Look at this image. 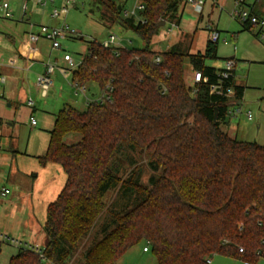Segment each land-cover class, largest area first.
Segmentation results:
<instances>
[{
  "label": "trees",
  "instance_id": "obj_1",
  "mask_svg": "<svg viewBox=\"0 0 264 264\" xmlns=\"http://www.w3.org/2000/svg\"><path fill=\"white\" fill-rule=\"evenodd\" d=\"M138 1L140 20L125 16L114 0H91L106 28L133 31L144 47L115 55L88 41L72 82L101 90L110 84L112 101H93L84 111L65 105L56 115L40 161L60 164L67 180L47 210L48 242L42 255L20 248L9 264H116L141 243L158 264H209L215 255L247 264L264 258V145L227 131L232 101L243 99L245 87L234 74L224 83L234 88V100L211 93L221 79V69L207 63L219 60L211 39L197 53L185 42L153 51L162 23L180 24L185 0ZM259 2L249 10L263 16ZM186 58L209 80L195 95ZM70 134L81 139L67 144Z\"/></svg>",
  "mask_w": 264,
  "mask_h": 264
},
{
  "label": "rangeland",
  "instance_id": "obj_2",
  "mask_svg": "<svg viewBox=\"0 0 264 264\" xmlns=\"http://www.w3.org/2000/svg\"><path fill=\"white\" fill-rule=\"evenodd\" d=\"M48 1L49 3L47 5L40 4L39 0H9V3L11 5L13 4V7L15 5L19 9V12L20 7L23 9V6L27 4V17L31 19L33 23L41 24L42 21H44V17L58 22L57 19L52 17V11L55 8H62L66 0ZM254 2L255 0H245L242 8L249 10L250 5L254 4ZM212 3H214V1L207 0L204 7L205 18L202 22L198 21L191 23V21L183 19L181 25L172 33L170 43L157 44V39L159 37L162 38V33H160L155 37L152 43V49L156 52L165 51L169 44L177 41L182 32H187L189 34H186L183 42L189 47V51L191 53L201 52L204 51L208 40L211 39L208 26L217 30L220 33V39L218 40L219 60L208 61L207 63L216 68H221L225 60L231 58L235 59L237 61L235 70L237 83L245 87L243 101L240 106L243 113L240 114L238 118L233 119V124L236 128L232 129L233 131H231L230 136L241 141L257 142L260 145H264V42L260 41L256 30H243L241 22L233 16L237 8L235 0H222L220 1V5H215V7ZM137 5L138 0H126L125 7L128 11L132 12L134 8L136 9ZM91 10H95V13L90 14ZM257 11L264 16V2H259L257 4ZM64 17L65 19L63 22L77 30L79 34L73 38L63 40L62 49L60 50H53L51 44L47 40H43L44 42L42 41L41 44L44 45V51L51 53L50 58H48L50 59L48 62L49 64L58 62V66L62 67L60 61H62L65 53L72 55L75 61L81 60L88 53L89 40L96 39L103 42L108 39L110 32L115 33L126 48L140 49L144 47L143 40L133 31L122 30L118 26L112 27V30L109 31L99 20V12L96 11V7L92 5L90 0H76L75 3L69 6V11L66 15H63V18ZM135 18L136 20H140V11L137 10ZM59 22H61L60 24L63 23L60 20ZM81 37L84 39L81 40ZM65 67H67V65ZM185 73L186 81L190 84L193 78V71L191 70L187 58L185 59ZM53 76L57 91L54 95L49 96L51 97V102H55V98L58 99L57 97L63 89L64 95L70 92L73 93L69 81L65 80L66 77L68 80L71 79L72 69L67 70L66 74L62 73L60 69H57ZM93 85L95 84L91 83L88 87ZM98 90L97 87L93 86L87 93L88 98L94 99L95 95L99 92ZM49 97L46 100H49ZM73 97L79 100L77 104H74L75 108L80 111L86 110V100L81 98L79 94ZM42 100L44 104L45 99ZM26 102L27 97H22L21 103L15 104L11 112H9L10 115L13 114L12 116H16L13 119L14 126H5L7 130L2 136L0 135V142L5 145H9L11 142L14 147H19L22 152L29 146V150L36 152L41 149V146L44 144V139L46 138V134L42 127V121L48 119L47 112L49 110L44 108L43 105L38 107L33 117L39 122V126L37 128H32L30 120L32 110ZM246 111L252 112V121L247 119L245 115ZM18 121L19 123H17ZM80 139V134H70L67 135L64 140L67 144H74ZM147 179L148 174L145 176V180ZM2 188V181L0 180V190ZM112 197L113 194H109L106 201L109 203ZM20 208L21 205H18L14 211L10 209L8 214L14 219L20 212ZM0 210L2 215H5V210L2 208ZM0 223L2 224L3 222ZM0 233L6 235L1 229ZM7 236L17 239L14 236ZM146 246L147 245L144 243L134 246L116 264H158L151 250H149L148 253L144 251ZM16 247L17 246L7 241H0V264H8L9 258L15 254L17 248H19ZM220 257V255H215L211 260L216 261ZM226 259L227 262L224 264H247L240 260ZM255 264H264V258Z\"/></svg>",
  "mask_w": 264,
  "mask_h": 264
},
{
  "label": "crops",
  "instance_id": "obj_3",
  "mask_svg": "<svg viewBox=\"0 0 264 264\" xmlns=\"http://www.w3.org/2000/svg\"><path fill=\"white\" fill-rule=\"evenodd\" d=\"M212 1H214L212 5L215 7V5H220V1L222 0ZM115 2L124 5V7L126 6V0H115ZM206 2L207 0H205V5ZM11 8L14 13L12 19L0 18V75L3 78V95L0 97V135L2 136L3 133H6L7 128H5V126H14L13 119L16 116H12L13 114L10 115L9 112H11L15 104L21 103L22 97H27V100L31 98L34 101V106L30 108L32 110L30 120L40 105H43L44 108L49 111L47 112L48 119L42 121V127L46 134V138L40 150L33 152L28 149V146V148L22 152L19 147H14L11 142L9 145L0 142V180L2 181V187L10 189V194L6 197L0 195V209L2 208L5 210V215H2L0 210V222H3L2 224L0 223V229L3 230L6 235L16 237L26 246H32L36 249H45L48 242L47 235L44 232L47 210L49 205L56 201L62 192L66 184L67 175L60 164L47 162L45 165H42L40 158L44 157L46 154L50 140L49 131L54 127L56 115L65 105L74 106L79 100L73 97L74 95H78L75 94L71 85L72 77L69 80L66 77L67 79L65 78V80L69 81V85H71L74 94L70 92L64 95L63 89L57 97L59 100L55 98V102H51V97L49 96L54 95L57 91L54 81V87L49 95L47 97L42 95L37 88V78L45 72L46 65L50 60L48 58H50L51 53L44 51V45L41 44L43 40H40L37 44L28 41L29 32L37 31L40 25H47L50 27L60 26L61 22H59V20L63 22L65 17L63 18V16H61L55 18L58 22L44 17V21H42L41 24H36L31 22V19L27 17V13H23L21 7L20 12L15 5L13 7V4ZM125 11H128L126 7ZM90 14L93 13L90 12ZM180 15L181 22L178 27L181 25L183 19H187L191 21V23H194L198 21L202 22L205 18L204 10L202 13H199L190 6L182 7ZM167 27L168 23L162 26L159 32V34L162 33V38L159 37L157 39V44L170 43L172 36H170L169 39H165L164 37ZM108 30L111 31L112 29ZM186 34L188 35L189 33L182 32L177 41L169 44L165 51H168L175 44L183 42ZM158 52L164 51H157V53ZM11 61H14V64H11ZM60 65L62 66L61 68H64L66 63L60 61ZM235 81L236 84H238L236 75ZM88 86L89 85H87V92L85 95L79 94L81 98L86 100V108L89 101L98 99L102 93V90L98 86L93 85L99 89V92L95 95L94 99H90L87 93L93 86ZM48 97L49 100H46ZM42 99H45L44 104ZM242 101L243 99L237 102L232 101V104L240 107ZM17 123H19V121ZM233 123V119L229 118V125L227 126L229 134L233 131L232 129L236 128ZM38 126L39 122L36 121V125L32 126V128H37ZM18 205H21L20 212L16 215V218L13 219V217L8 214V211L10 209L14 211ZM19 251L20 248H17L16 253L9 258L8 264ZM145 252L148 253L149 251ZM226 258L228 257L221 256L216 261L211 260L209 264H224L227 262Z\"/></svg>",
  "mask_w": 264,
  "mask_h": 264
},
{
  "label": "built area",
  "instance_id": "obj_4",
  "mask_svg": "<svg viewBox=\"0 0 264 264\" xmlns=\"http://www.w3.org/2000/svg\"><path fill=\"white\" fill-rule=\"evenodd\" d=\"M53 1V0H52ZM115 1V0H114ZM236 1V10L233 13V16L238 19L241 24H246L255 27V30L257 31L258 38L260 41L264 42V16H259L255 13H252L250 10L242 8V5L244 4V0H235ZM40 4L47 5L49 3L48 0H39ZM75 0H66L65 4L62 8H55L52 11V17L59 18L63 15H66L69 11V6L74 3ZM193 7L197 12L202 13L205 6V0H185L183 3V7ZM23 13L25 14L27 11V4L23 6ZM138 11H143L144 6L142 4H138L136 9H134L132 12L125 11V16H135V14ZM14 17L13 9L11 8V5L9 1L2 0L0 1V18L3 19H12ZM178 27L175 23H168V27L165 31V39H168L174 30ZM208 30L210 31V38L213 42H218L220 39V33L217 30H214L210 26H208ZM79 32L75 29H73L70 25L63 22L60 26L57 27H50L47 25H40L37 29V31H31L28 34V41L33 44H37L40 40H47L50 44L53 50H60L62 49V41L67 40L69 38H73L75 36H78ZM102 45L105 48L111 49L112 53L115 55L119 54L118 49L123 48V45L121 43V39L113 32H110V35L108 39L102 42ZM62 61L66 63V68H61L58 66V62L55 64H47L46 70L43 74L39 75L37 78V88L40 90L43 96L47 97L49 93L51 92L52 88L54 87V79L53 75L55 74L57 69H60V71L64 74H66L67 70L69 69H76L79 65V61H75L72 55L65 53ZM155 63L161 62V57L156 56L154 59ZM11 64H14V61H11ZM237 66V61L233 58L227 59L224 61L223 66L220 68L221 72V79L218 81V83L213 84L211 86V93L224 95L232 100L235 99V91L233 87L225 88L224 83L226 80L230 79L231 76L235 74ZM208 78L204 77L200 71L193 72V78L191 79L190 85L193 87L192 94L195 95L198 91V85L202 82L208 83ZM3 78L0 75V97L3 95V86H2ZM71 85L75 91V94L78 95H85L87 92V86L80 85L76 82H71ZM112 93H113V87L109 84L106 86L104 90H102V93L100 97L94 101L98 102L99 104H107L112 101ZM235 101V100H234ZM93 102L89 101L88 105ZM27 105L29 107L34 106V101L30 98L27 100ZM242 109L237 106L233 105L229 109V118L230 119H236L240 114H242ZM246 117L249 121L253 120V114L251 111H246ZM31 125L35 126L36 121L33 117H31ZM10 194V189L3 187L0 190V195L2 197H6ZM0 241H7L11 244H14L15 246L19 248L28 249L34 252L39 253L40 255L43 254L44 249H36L32 246H26L23 244L22 241L10 238L7 235L0 233ZM26 246V247H25ZM144 251H149L148 247L144 248ZM240 252H243V249H240ZM208 263L211 262V259L207 261Z\"/></svg>",
  "mask_w": 264,
  "mask_h": 264
},
{
  "label": "water",
  "instance_id": "obj_5",
  "mask_svg": "<svg viewBox=\"0 0 264 264\" xmlns=\"http://www.w3.org/2000/svg\"><path fill=\"white\" fill-rule=\"evenodd\" d=\"M164 25H165V23L163 22V23H162V26H164Z\"/></svg>",
  "mask_w": 264,
  "mask_h": 264
}]
</instances>
